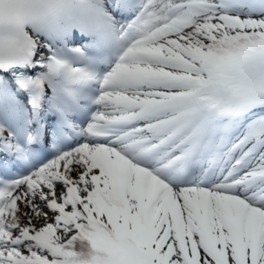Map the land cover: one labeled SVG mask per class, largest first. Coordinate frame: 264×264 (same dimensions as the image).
Masks as SVG:
<instances>
[{"label": "snow or ice", "instance_id": "snow-or-ice-1", "mask_svg": "<svg viewBox=\"0 0 264 264\" xmlns=\"http://www.w3.org/2000/svg\"><path fill=\"white\" fill-rule=\"evenodd\" d=\"M0 264H264V0H0Z\"/></svg>", "mask_w": 264, "mask_h": 264}]
</instances>
